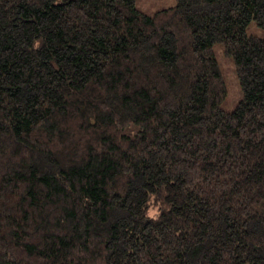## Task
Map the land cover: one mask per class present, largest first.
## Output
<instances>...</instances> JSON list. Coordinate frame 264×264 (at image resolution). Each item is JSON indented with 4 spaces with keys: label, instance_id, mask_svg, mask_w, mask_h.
Instances as JSON below:
<instances>
[{
    "label": "trees",
    "instance_id": "obj_1",
    "mask_svg": "<svg viewBox=\"0 0 264 264\" xmlns=\"http://www.w3.org/2000/svg\"><path fill=\"white\" fill-rule=\"evenodd\" d=\"M252 26L264 0H0V264H264Z\"/></svg>",
    "mask_w": 264,
    "mask_h": 264
},
{
    "label": "rangeland",
    "instance_id": "obj_2",
    "mask_svg": "<svg viewBox=\"0 0 264 264\" xmlns=\"http://www.w3.org/2000/svg\"><path fill=\"white\" fill-rule=\"evenodd\" d=\"M174 2L175 0H136L137 7L143 12H147L149 14L155 13L162 7H170L174 4ZM249 31L251 34L264 37V31L260 30L256 26H252ZM216 51L218 53V59L221 63L229 89L228 101L224 105V108L226 110H232L241 98L237 77L234 74V68L231 67L230 61L223 58L218 48Z\"/></svg>",
    "mask_w": 264,
    "mask_h": 264
}]
</instances>
